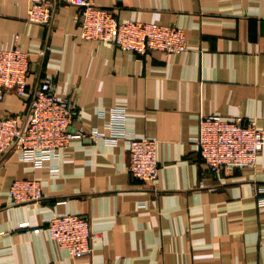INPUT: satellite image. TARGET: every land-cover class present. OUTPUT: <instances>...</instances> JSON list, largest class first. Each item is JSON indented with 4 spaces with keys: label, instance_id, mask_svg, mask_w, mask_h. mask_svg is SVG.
I'll return each instance as SVG.
<instances>
[{
    "label": "crops",
    "instance_id": "obj_1",
    "mask_svg": "<svg viewBox=\"0 0 264 264\" xmlns=\"http://www.w3.org/2000/svg\"><path fill=\"white\" fill-rule=\"evenodd\" d=\"M37 0H0V49L30 54L28 92L7 93L0 118L26 119L46 78L79 116L72 133L104 131L125 109L127 131L158 142L159 176L129 172L127 145L86 136L35 167L15 150L0 162V264H264V149L255 168L211 172L197 145L200 121L256 119L264 130V0H95L119 21L177 25L188 50L137 55L81 39L80 8L52 0L49 26L28 21ZM37 179L41 201L13 203L14 181ZM79 214L99 234L72 257L44 230ZM24 225L27 227L24 228Z\"/></svg>",
    "mask_w": 264,
    "mask_h": 264
},
{
    "label": "built area",
    "instance_id": "obj_2",
    "mask_svg": "<svg viewBox=\"0 0 264 264\" xmlns=\"http://www.w3.org/2000/svg\"><path fill=\"white\" fill-rule=\"evenodd\" d=\"M59 2L80 8V37L85 41L110 43L140 56L151 51L178 55L188 50L185 31L177 25L119 21L111 9L98 6L95 0ZM54 11L52 0H37L29 8L28 21L49 26ZM30 67L29 53L19 48L0 49V100L10 92L20 97L27 94ZM78 116L75 100L62 99L52 80L46 78L36 87L25 120L15 115L0 118V162L9 151L15 150L21 160L42 167L46 161L62 157L74 139L90 136L112 146L124 142L131 175L147 184L158 179V142L138 139L129 133L125 109L110 110L107 133L98 130L89 135L72 133L70 126ZM197 145L204 164L215 174L228 169L255 168L264 149V130L259 128L256 119L227 121L219 115H210L200 121ZM10 195L13 203L44 199L37 179L14 181ZM257 199L259 205L264 206V188L259 189ZM44 230L72 257L91 255L93 243L100 237L93 230L92 220L79 214L55 215L44 229L33 232L39 234Z\"/></svg>",
    "mask_w": 264,
    "mask_h": 264
}]
</instances>
